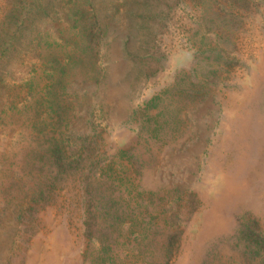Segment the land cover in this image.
Returning <instances> with one entry per match:
<instances>
[{"label":"rangeland","instance_id":"1","mask_svg":"<svg viewBox=\"0 0 264 264\" xmlns=\"http://www.w3.org/2000/svg\"><path fill=\"white\" fill-rule=\"evenodd\" d=\"M0 264H264V0H0Z\"/></svg>","mask_w":264,"mask_h":264}]
</instances>
